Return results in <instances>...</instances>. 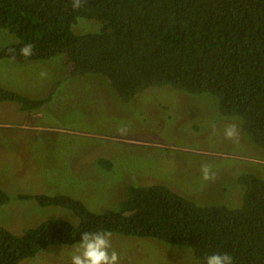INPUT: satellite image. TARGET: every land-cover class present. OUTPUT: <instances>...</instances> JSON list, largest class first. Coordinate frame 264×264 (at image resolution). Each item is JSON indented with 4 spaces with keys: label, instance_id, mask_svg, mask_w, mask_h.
I'll use <instances>...</instances> for the list:
<instances>
[{
    "label": "trees",
    "instance_id": "obj_1",
    "mask_svg": "<svg viewBox=\"0 0 264 264\" xmlns=\"http://www.w3.org/2000/svg\"><path fill=\"white\" fill-rule=\"evenodd\" d=\"M80 19L100 22V31L77 27L75 33ZM0 30L18 39L0 50V60L60 56L68 76H101L124 102L150 87L208 94L257 148L254 159L264 161V0H84L78 9L72 0H0ZM29 43L33 54L25 57L20 49ZM49 98L0 88V101L23 114ZM235 185L237 205H199L159 183L130 186L117 209L100 213L68 195H36L41 207L62 208L69 218L19 234L0 227V264H19L48 247L72 246L81 232L101 230L187 247L199 264L213 252L231 255L234 264H264V177L239 173ZM9 200L0 189V206Z\"/></svg>",
    "mask_w": 264,
    "mask_h": 264
},
{
    "label": "rangeland",
    "instance_id": "obj_2",
    "mask_svg": "<svg viewBox=\"0 0 264 264\" xmlns=\"http://www.w3.org/2000/svg\"><path fill=\"white\" fill-rule=\"evenodd\" d=\"M77 27L96 33L101 24L80 19L74 32ZM17 41L0 30V50ZM59 57L0 60V88L33 99L50 95L29 114L0 101V189L10 198L0 206V227L19 234L49 219L69 218L62 208L41 207L34 198L40 194L68 195L100 213L117 209L128 187L159 183L199 205H237L235 176L264 177V161L254 159L260 158L257 148L236 120L219 114L212 96L161 86L124 102L101 76H68ZM41 72L47 75L41 78ZM233 123L238 142L224 136ZM202 164L211 166L214 179H202ZM111 241L120 264H199L187 247L114 234ZM71 251L51 246L19 264H70Z\"/></svg>",
    "mask_w": 264,
    "mask_h": 264
},
{
    "label": "clouds",
    "instance_id": "obj_3",
    "mask_svg": "<svg viewBox=\"0 0 264 264\" xmlns=\"http://www.w3.org/2000/svg\"><path fill=\"white\" fill-rule=\"evenodd\" d=\"M84 0H72L73 9L83 6ZM33 45L26 44L20 49V54L29 57L33 54ZM10 51L15 53L14 49ZM47 75L41 72V78ZM214 127V126H213ZM224 136L228 140L238 142L239 130L236 124H228L224 129ZM202 179L205 181L214 179L211 166L202 164ZM112 233L108 231H84L80 233L78 242L72 244L70 264H120L121 257L113 248ZM203 264H234L233 257L227 253L213 252L203 259Z\"/></svg>",
    "mask_w": 264,
    "mask_h": 264
}]
</instances>
